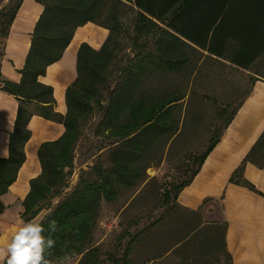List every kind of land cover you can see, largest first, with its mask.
<instances>
[{"label":"trees","instance_id":"16d2710c","mask_svg":"<svg viewBox=\"0 0 264 264\" xmlns=\"http://www.w3.org/2000/svg\"><path fill=\"white\" fill-rule=\"evenodd\" d=\"M19 1L11 14L5 15L4 27L0 20V59L6 30ZM37 1L43 6V11L32 32L20 80L12 84L0 79V90L17 100L16 117L8 141V156L0 158V196L14 182L24 162L23 147L30 137L27 129L30 118L38 116L62 125V136L38 149L41 173L30 182V191L22 203V219L25 222L43 210L49 211L40 221L45 228V236L49 234V223L55 221L56 228L51 235L56 243L45 253L48 264H54L55 260L64 262L87 251L82 256V259L85 258L90 252L88 247L102 202H113L121 189H130L142 182L141 174L146 167H140V163L144 154L157 139L166 137L165 140L169 141L179 132L180 123L173 114L176 107H180L183 97L151 94L141 85L145 75L153 68L169 71L170 74L180 68L185 59L178 57L179 45L193 46L211 58L227 60L235 68L249 71L264 55V0H185L181 6V0ZM127 2L134 3L141 11L134 16L133 33L155 22L165 23V29L160 30L161 37L156 42L155 55L145 52L138 56L139 52H136L130 62L121 67L117 64L120 49L118 38ZM129 11L133 12L131 8ZM87 23L105 28L108 36L99 50L87 45L80 46L76 57V79L66 90V113L62 116L53 110L51 89L39 84L37 79L44 75L48 66L61 58L75 30ZM112 75L116 76V80L110 87ZM102 90L105 94L104 100L98 103L101 120L96 134L106 135L113 140L90 156L96 162L92 163L90 172L86 174L88 179L79 176L74 189L53 204L58 195L67 189L68 179L72 175L74 151L80 143L88 116L94 110L92 104L101 96ZM217 139L197 160V168L190 179L176 188L175 204L179 191L195 176ZM104 152L107 153L108 167H102L100 162V155ZM247 163L264 169V131L229 180L230 183L254 190L242 179ZM3 209L0 203V213ZM177 209L192 214L202 211V208L190 211L178 205ZM157 222L155 220L137 231L129 243L134 240L140 242L151 236L159 224ZM225 233V223L222 227L213 226L212 245L218 244L228 264H231L225 249ZM187 235L171 245L159 247L158 253L149 257L145 264H153L164 258L178 245L185 243ZM126 257L125 250L122 258L116 259L114 264H128Z\"/></svg>","mask_w":264,"mask_h":264},{"label":"rangeland","instance_id":"374dc122","mask_svg":"<svg viewBox=\"0 0 264 264\" xmlns=\"http://www.w3.org/2000/svg\"><path fill=\"white\" fill-rule=\"evenodd\" d=\"M18 1L0 0L2 27L5 15L11 14ZM184 1L181 0L180 6ZM123 10L117 58V64L121 67L127 65L136 52H139L138 56L145 52L155 55L160 30L165 29V23L155 22L133 33L134 16L141 11L132 2H127ZM178 51V57L185 59L180 68L171 74L153 68L142 79L141 85L153 95L183 97L180 107H176L173 114L180 123L179 132L169 141L165 140L166 137L157 139L144 154L140 163V167H146L141 174L142 182L133 188L121 189L113 202H102L88 247L90 252L85 258L82 259V256L87 251L64 262L55 260L54 264H114L116 259L122 258L125 250L128 264H145L149 257L158 253L159 247L171 245L187 233L185 243L153 264H228L222 248L218 244L212 245L213 226L222 227L224 223L219 204H208L196 214L182 212L177 209L174 194L181 183L190 179L197 168V160L219 136L230 115L249 93L252 83L264 80V55L249 71H243L230 65L227 60L211 58L190 45H179ZM115 80L116 76L112 75L110 87ZM101 92V96L92 104L94 110L88 116L80 143L74 151L67 189L58 195L53 204L74 189L79 176L88 179L86 174L90 172L92 163L96 162L90 156L113 140L106 135L96 134L101 120L98 103L104 100L105 94L104 90ZM106 157V152L100 155L102 167H108ZM48 214V210H43L30 221L40 222ZM155 220L159 224L151 236L129 243L137 231Z\"/></svg>","mask_w":264,"mask_h":264},{"label":"crops","instance_id":"0c3cea01","mask_svg":"<svg viewBox=\"0 0 264 264\" xmlns=\"http://www.w3.org/2000/svg\"><path fill=\"white\" fill-rule=\"evenodd\" d=\"M42 11L43 6L37 0L19 1L6 30L0 59L1 80L12 84L19 82L31 35ZM107 36L108 30L92 23L77 28L61 58L38 77L39 84L51 89L55 113L62 116L66 113L65 93L76 79V57L80 46L99 50ZM16 112L15 97L0 90V158L8 156L9 135ZM27 129L30 137L23 147L24 162L14 182L0 196L4 208L0 213V258L5 261V248L12 229L24 223L22 203L30 191V182L41 173L38 149L58 140L64 132L62 125L38 116L30 118ZM263 131L264 80L260 79L252 83L249 93L219 134L197 173L176 197V204L190 211L219 204L226 224L225 249L231 264H264V169L249 163L244 166L242 179L254 190L229 182Z\"/></svg>","mask_w":264,"mask_h":264},{"label":"clouds","instance_id":"9594fccd","mask_svg":"<svg viewBox=\"0 0 264 264\" xmlns=\"http://www.w3.org/2000/svg\"><path fill=\"white\" fill-rule=\"evenodd\" d=\"M55 228V221H51L45 236L40 222L27 221L14 227L5 248L6 261L0 258V264H48L45 253L56 243L51 235Z\"/></svg>","mask_w":264,"mask_h":264}]
</instances>
